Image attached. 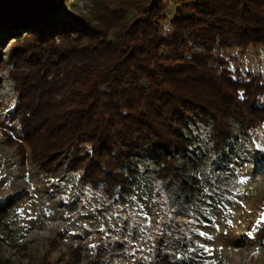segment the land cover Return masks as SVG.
I'll use <instances>...</instances> for the list:
<instances>
[{"label":"trees","instance_id":"trees-1","mask_svg":"<svg viewBox=\"0 0 264 264\" xmlns=\"http://www.w3.org/2000/svg\"><path fill=\"white\" fill-rule=\"evenodd\" d=\"M89 1L88 17L61 13L55 0H0V44L11 46L0 66L15 84L8 119L19 137L2 134L22 163L50 173L69 153L65 169L85 183L127 192L134 160L155 158L158 172L178 180L187 122H210L217 155L233 129L264 125V82L234 77L214 52L264 49V0H176L166 34L169 0ZM11 202L0 204V227ZM0 264H9L1 254Z\"/></svg>","mask_w":264,"mask_h":264},{"label":"rangeland","instance_id":"rangeland-1","mask_svg":"<svg viewBox=\"0 0 264 264\" xmlns=\"http://www.w3.org/2000/svg\"><path fill=\"white\" fill-rule=\"evenodd\" d=\"M55 5L75 15L93 9L89 0ZM175 9L169 0L163 34ZM10 52L8 38L0 44L2 60ZM214 52L234 77L264 82L263 48ZM9 71L0 66V204L12 201L0 227V254L9 264H264V125L248 135L233 129L217 155L210 122H187L186 154L175 155L178 180L158 172L155 158H143L134 160L130 189L110 193L103 183H85L80 170L65 169L68 158L50 173L22 163L2 134L19 137L17 122L8 119L17 99Z\"/></svg>","mask_w":264,"mask_h":264},{"label":"built area","instance_id":"built-area-1","mask_svg":"<svg viewBox=\"0 0 264 264\" xmlns=\"http://www.w3.org/2000/svg\"><path fill=\"white\" fill-rule=\"evenodd\" d=\"M67 154H69V153H67ZM64 155V157H63V159H67L68 158V155Z\"/></svg>","mask_w":264,"mask_h":264},{"label":"snow or ice","instance_id":"snow-or-ice-1","mask_svg":"<svg viewBox=\"0 0 264 264\" xmlns=\"http://www.w3.org/2000/svg\"><path fill=\"white\" fill-rule=\"evenodd\" d=\"M240 182H241V183H244L245 181L242 180V181H240Z\"/></svg>","mask_w":264,"mask_h":264},{"label":"bare ground","instance_id":"bare-ground-1","mask_svg":"<svg viewBox=\"0 0 264 264\" xmlns=\"http://www.w3.org/2000/svg\"><path fill=\"white\" fill-rule=\"evenodd\" d=\"M260 171H264V170H260Z\"/></svg>","mask_w":264,"mask_h":264},{"label":"crops","instance_id":"crops-1","mask_svg":"<svg viewBox=\"0 0 264 264\" xmlns=\"http://www.w3.org/2000/svg\"><path fill=\"white\" fill-rule=\"evenodd\" d=\"M229 68V67H228Z\"/></svg>","mask_w":264,"mask_h":264}]
</instances>
